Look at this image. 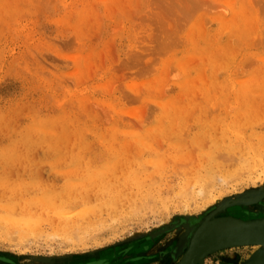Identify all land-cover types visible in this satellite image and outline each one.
Returning <instances> with one entry per match:
<instances>
[{
    "label": "rangeland",
    "instance_id": "1",
    "mask_svg": "<svg viewBox=\"0 0 264 264\" xmlns=\"http://www.w3.org/2000/svg\"><path fill=\"white\" fill-rule=\"evenodd\" d=\"M217 204L264 212V0H0V264H173Z\"/></svg>",
    "mask_w": 264,
    "mask_h": 264
},
{
    "label": "bare ground",
    "instance_id": "2",
    "mask_svg": "<svg viewBox=\"0 0 264 264\" xmlns=\"http://www.w3.org/2000/svg\"><path fill=\"white\" fill-rule=\"evenodd\" d=\"M208 192H210V191H208ZM258 192H261V191H258ZM111 193H113V191L110 189H107L105 192H103L99 202L102 205L107 206L108 208L111 207L110 210L114 212L113 207L116 206L117 201L120 199V197H119L118 189L116 187H114V194L115 195H111ZM198 193L205 194L204 198H206L209 195L208 194L206 196L205 191L201 190V189L198 190ZM256 194L257 193H254V195H256ZM257 195L255 197L251 198L252 201H254V202L257 201V200H254L257 197ZM247 197H249V195ZM246 202H247V199L243 202H240V203L237 202V204H240L241 206H243L247 210L248 209L250 210L251 208H257V205H250ZM128 204L130 205V203H128ZM121 209H123V207ZM226 209L227 208H226L225 204H221V205L217 204L214 206V208L208 213L207 219H206L204 225H201L193 233L195 235L186 242V244L184 245L185 246L184 249L182 250V252L179 255L180 257L177 260L173 259L174 260L173 264H187V262H189V261H187L186 254L188 253L189 249L193 246L192 242H193L194 238H196L197 236L199 237V239L197 241L198 246L194 245L192 247V251H194V252H196L197 249L198 250L200 249V248H198L199 246H201V245L204 246L205 244H207L206 242L208 240H211L214 238L215 239L213 241H210L211 243L205 245L204 252L212 251L215 248H217L220 241L226 242L229 240L228 242H230L231 240H234L235 237L238 238L239 236H242V237L247 236L246 239L249 240V243L229 246V247H225L222 249H217L215 251H212V253L226 249V248L251 246L254 248V250L251 252V254L256 251V256H255L256 259L264 258V220H260V219H264V212H262L260 214L259 212H261V211H259L258 213H255L254 215H252L250 217H246V216L236 217V216H231V215L226 214L225 213ZM7 213L8 212H6L5 208L3 206H0V221H4L9 225H16V228L19 232L18 233L19 235L21 234L23 236H25V235L28 236V233H29V236H30V234L33 236L32 233L34 231H35V233H36V231H38L37 230V225H38L37 219L38 218L33 219V220L28 219V221H26V222H18V221H15L13 219L12 215H8ZM90 213H91V211H90ZM82 216H83V213L79 217H82ZM72 218H73V216L69 217V219L74 224L73 225H67V226H65L64 229H61L66 233L65 235H67L68 238H70V239L73 235L79 236L78 234L85 233L86 229L88 228V226H82L81 224H79L78 220L72 219ZM185 226L186 227L188 226V229H189L188 224H185ZM175 227H178V225L170 223L166 227V229H169V228L175 229ZM241 234H246V235H241ZM181 235H185L184 232H182ZM23 236H21V237H23ZM180 249H181V247H180ZM210 253H208V254H210ZM208 254H206L205 256H207ZM199 256L201 257L202 255L201 254L197 255L194 264H197L196 261L199 258ZM205 256L202 257V262H203V259ZM249 256L247 258H245L243 261L236 263V264H247L248 262L256 260L255 258L249 259ZM230 264H233V263H230Z\"/></svg>",
    "mask_w": 264,
    "mask_h": 264
},
{
    "label": "water",
    "instance_id": "3",
    "mask_svg": "<svg viewBox=\"0 0 264 264\" xmlns=\"http://www.w3.org/2000/svg\"><path fill=\"white\" fill-rule=\"evenodd\" d=\"M260 220H264V219H260ZM201 225H204L203 223ZM195 234H191L190 235V238H192ZM241 235H246V234H241ZM249 235V234H248ZM240 237V238H239ZM238 238L235 237L234 240H231L230 242L226 241V242H222L220 241L219 245L217 248H215L214 250L212 251H215L217 249H222V248H225V247H229V246H234V245H240V244H246V243H249V240L246 239L247 236L245 237H242V236H239ZM199 237L197 236L196 238H194L193 242H192V245H197V241H198ZM215 239V238H214ZM214 239H211V240H208L206 243L209 244L211 243L210 241H213ZM205 244V245H207ZM205 245H201L199 246L198 248H200L199 250L197 249L196 252L192 251V247L189 249L188 253L186 254L187 256V264H194L195 263V259L197 257V255L201 254L202 256L197 259V264H201L202 263V257L205 256L206 254L208 253H212V251H208V252H204V249H205ZM202 247V248H201ZM204 247V248H203ZM201 250V251H200ZM258 252V251H257ZM205 253V254H204ZM256 256V251L253 252L250 256H249V259H254ZM184 257V256H183ZM256 259V258H255ZM248 260V259H247ZM246 260V261H247ZM247 264H264V258L262 259H256V260H253L251 262H248Z\"/></svg>",
    "mask_w": 264,
    "mask_h": 264
},
{
    "label": "flooded vegetation",
    "instance_id": "4",
    "mask_svg": "<svg viewBox=\"0 0 264 264\" xmlns=\"http://www.w3.org/2000/svg\"><path fill=\"white\" fill-rule=\"evenodd\" d=\"M115 254H117V253H115ZM113 256H114V254H113ZM111 258V257H110ZM144 259H147V258H145V256H144V258H140V260H144ZM106 262V261H105ZM115 262V260L113 259V257H112V260L110 259L109 260V262H108V264H111V263H114Z\"/></svg>",
    "mask_w": 264,
    "mask_h": 264
}]
</instances>
